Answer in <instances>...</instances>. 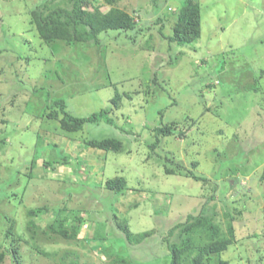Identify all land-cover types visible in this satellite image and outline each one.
<instances>
[{
    "label": "rangeland",
    "instance_id": "1",
    "mask_svg": "<svg viewBox=\"0 0 264 264\" xmlns=\"http://www.w3.org/2000/svg\"><path fill=\"white\" fill-rule=\"evenodd\" d=\"M41 1L0 0V264H168L169 245L194 252L211 233L202 219L177 224L193 209L230 240L208 261L264 264V0H197L200 36L182 45L168 39L180 0H116L134 28L95 45L42 41ZM57 99L75 116L110 107L114 124L61 130L46 116ZM164 124L176 133L159 135ZM104 136L121 150L85 146ZM53 143L67 163L50 159ZM115 176L127 186L117 196L105 186ZM66 214L74 238L50 227Z\"/></svg>",
    "mask_w": 264,
    "mask_h": 264
},
{
    "label": "trees",
    "instance_id": "2",
    "mask_svg": "<svg viewBox=\"0 0 264 264\" xmlns=\"http://www.w3.org/2000/svg\"><path fill=\"white\" fill-rule=\"evenodd\" d=\"M46 1L47 0H42L31 8L34 28L38 36L46 43H51L55 39H61L67 44L83 42L89 45H95L99 43L98 35L100 33H105L109 30L126 31L133 29L135 25L131 16L126 11L114 6L116 0H104V2L110 6L106 11H102L99 7L93 9L86 8L85 5L88 3L87 0H69V4L65 6H55L44 13L42 8L46 7ZM200 20L199 2L197 0H180V7L171 29V35L168 37L169 41L176 42L180 45L194 42L200 36ZM117 99L118 94L115 93L112 101L116 104ZM53 104L57 106L59 110L47 105L45 108L49 109V111L46 112V116L50 120L57 118L59 129L66 132L77 131L86 123L98 124L102 121L108 124H114V120L109 116L110 107L102 108L87 116H75L65 110L66 104L63 99H57ZM59 113L62 114L61 117H58ZM156 131L159 135H172L176 133L174 124H164L157 127ZM50 144L51 143H49L48 146ZM154 145V143H151V147ZM52 146L57 147L54 143ZM85 146L104 151L118 152L122 148V142L119 138L114 136H104L88 139L85 142ZM57 149L58 151L55 154L49 155L50 159L58 161L62 158L63 163H67L69 156L65 154L63 149H59L58 147ZM35 163L36 157L34 156L30 160L31 167H33ZM48 164V162H45V165ZM163 167L165 172L170 174L175 173L168 163H163ZM105 186L108 190L112 191V194L115 196L122 194L127 187L126 181L122 176L106 179ZM196 210L197 209H193L192 212L187 213L185 220L177 224L183 225L194 219L197 222L201 219L207 221V227L211 231L207 241L201 243L194 252H190L191 249H189V244H182L183 242L181 241L180 248L169 245L170 260L168 264H184L182 258L185 252L191 256L190 264H229L225 259H220L217 262L208 261L206 259L208 254H215L226 250L230 240L221 237L218 226L212 223V215L210 213L206 214L200 212L199 214ZM55 211H57V209ZM36 212V210H30L31 215L36 214ZM67 216V214L58 215L56 225L53 223L50 227L53 232L59 234L63 238H74L77 235L78 224L71 225V230L66 228V226H64V221L67 219ZM73 218L76 219L78 223L82 221L81 217L73 216ZM31 224L33 225L35 223L31 221ZM185 230H188V227H186ZM172 232L173 227L168 230L169 234ZM149 233V231H144L140 234L133 235L129 232L126 236L129 240L138 242L140 239H145L149 236ZM2 255L3 254L0 253V261Z\"/></svg>",
    "mask_w": 264,
    "mask_h": 264
}]
</instances>
